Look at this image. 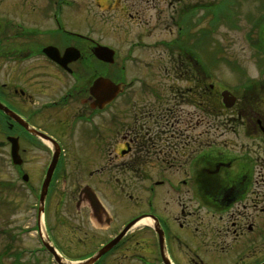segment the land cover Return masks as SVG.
Returning <instances> with one entry per match:
<instances>
[{"label": "flooded vegetation", "instance_id": "af4514ba", "mask_svg": "<svg viewBox=\"0 0 264 264\" xmlns=\"http://www.w3.org/2000/svg\"><path fill=\"white\" fill-rule=\"evenodd\" d=\"M76 1L113 35L73 28ZM109 1L0 25V208L26 192L36 217L0 216V264H263L264 0Z\"/></svg>", "mask_w": 264, "mask_h": 264}, {"label": "rangeland", "instance_id": "374dc122", "mask_svg": "<svg viewBox=\"0 0 264 264\" xmlns=\"http://www.w3.org/2000/svg\"><path fill=\"white\" fill-rule=\"evenodd\" d=\"M47 3H51V2H48V0H26V1L25 0H0V25L2 26L5 25L4 22L9 21V20L13 22L14 24L19 25L21 28L23 26L45 27L48 25H53L52 20L50 19L49 15L47 17H43L39 15L41 13L40 10L42 9L45 10V8H48L49 11L52 10V8L58 9L57 7L49 5ZM105 5H107V2L105 3ZM84 8L86 10L85 12H83L84 14H82L81 11H83ZM73 9H74L73 17L72 19L69 20V24L73 28H79V31L84 32L85 27L89 26V23L92 22V19H93L94 24L98 27H101L103 32L111 33L113 35L112 28L115 26V23H116L115 21L117 19L115 15L110 14V12L109 13L107 12L105 15L106 22L101 23L99 22L98 18L90 16V12H88L85 4L79 1H76ZM167 12L168 13L166 14L170 15L171 9L169 8ZM66 13L68 14V12ZM102 20H103V17H102ZM160 36H161L160 32H157V33L155 32L153 36L150 37L149 40L154 41L153 39H157ZM105 40L112 41L113 36L107 37V39L105 38ZM244 60H246V58ZM244 68H245L246 73L247 72L257 73V67L250 61V59L246 61V63L244 64ZM214 70L219 76H223V79H225L228 82L230 81L231 74L234 73V71L231 70L230 67H228V65H218L217 67L214 68ZM29 196L30 195L26 192H22L19 195V198H17V195L15 193L13 196L11 195V199L9 200L10 202L2 203L3 208H0L2 209L0 210V216L6 217V219L9 218L10 220H16V221L19 220V222H22V223L23 222L24 223L34 222L36 218L35 211L32 208H30L31 206H29V203L31 204V201H32L31 200L32 196H30L31 198ZM141 196H142L141 198L144 203L145 195H141ZM53 214L54 212L52 213V215ZM41 216L44 217V210L42 211ZM59 217H66V214L62 212V216H59ZM57 219L59 220V218ZM58 231H59V236H60L59 238L62 240V242H64L63 236L67 234V228L64 226H59ZM21 237L23 239V234L21 235ZM14 243L17 245H20V243H22V246H25V247L28 245L32 246L35 243L34 236L33 235H30V237L26 236L25 240L20 241V242L18 239L17 240L14 239ZM59 243L62 244L61 242ZM67 247H68L67 249H66V246L64 247L66 255L68 254L70 256H75L77 254V252H73L74 250H71V247L69 246ZM24 257H25L24 259L26 260V264H51V262L49 263L46 260V258L42 256L39 257L37 262H34L35 259L34 257L32 258V255H25ZM138 264H142V263H138Z\"/></svg>", "mask_w": 264, "mask_h": 264}, {"label": "water", "instance_id": "95a60500", "mask_svg": "<svg viewBox=\"0 0 264 264\" xmlns=\"http://www.w3.org/2000/svg\"><path fill=\"white\" fill-rule=\"evenodd\" d=\"M52 49V46H48L47 48H45V50H48V51H50ZM109 55V54H108ZM108 55H107V57H106V59H108L109 61H111L112 62V60H113V55H112V53L110 54V56L108 57ZM105 84V86H106V89H109L110 91H114V87H115V84L111 81V80H109V79H105L103 82H100V84ZM94 85H93V87H92V89H94V90H97L98 89V86H99V82L98 81H96L95 83H93ZM111 97H112V94H111ZM110 97V98H111ZM52 172H53V167L52 168H50L49 169V171H48V174H47V177H46V180H45V183H44V188H43V191H42V199L41 200H45L44 199V197L46 196V192H47V186H48V182H49V178H51V175H52ZM130 225L131 224H129L126 228H125V230H124V232L122 233V235L127 231V229L130 227ZM120 239V237H118V238H116V239H114V240H112L111 241V243L109 242L104 248H102L93 258H92V260H95V259H97L105 250H107L109 247L111 248V246L115 243V242H117L118 240ZM163 243V242H162ZM264 264V263H263Z\"/></svg>", "mask_w": 264, "mask_h": 264}, {"label": "bare ground", "instance_id": "6f19581e", "mask_svg": "<svg viewBox=\"0 0 264 264\" xmlns=\"http://www.w3.org/2000/svg\"><path fill=\"white\" fill-rule=\"evenodd\" d=\"M146 222H148L146 219L140 220V221L138 222V225H139V224H144V223H146Z\"/></svg>", "mask_w": 264, "mask_h": 264}]
</instances>
